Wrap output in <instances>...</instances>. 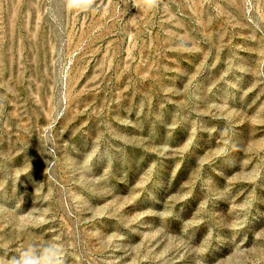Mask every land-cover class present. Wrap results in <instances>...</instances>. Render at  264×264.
<instances>
[{
  "label": "rangeland",
  "instance_id": "1",
  "mask_svg": "<svg viewBox=\"0 0 264 264\" xmlns=\"http://www.w3.org/2000/svg\"><path fill=\"white\" fill-rule=\"evenodd\" d=\"M96 7L0 0V255L264 264V0Z\"/></svg>",
  "mask_w": 264,
  "mask_h": 264
},
{
  "label": "clouds",
  "instance_id": "2",
  "mask_svg": "<svg viewBox=\"0 0 264 264\" xmlns=\"http://www.w3.org/2000/svg\"><path fill=\"white\" fill-rule=\"evenodd\" d=\"M132 3L135 7L139 4L152 9L158 6L159 0H132ZM96 4L97 0H65L67 9L80 13L98 11ZM0 264H67V254L63 243L55 238L43 244L29 242L15 254L0 255Z\"/></svg>",
  "mask_w": 264,
  "mask_h": 264
}]
</instances>
